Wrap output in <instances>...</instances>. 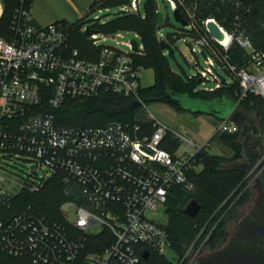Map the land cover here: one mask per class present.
Masks as SVG:
<instances>
[{
  "label": "built area",
  "instance_id": "obj_1",
  "mask_svg": "<svg viewBox=\"0 0 264 264\" xmlns=\"http://www.w3.org/2000/svg\"><path fill=\"white\" fill-rule=\"evenodd\" d=\"M164 1L188 23L182 27L191 36L187 44L197 71L192 78L216 84L200 91L236 84V108L251 94L264 100V15H255L250 0ZM16 2L11 36L0 37V264H146L145 252L176 257L168 222L160 213L166 211L173 187H189V174L200 170L197 157L205 147L154 118L139 121V112L135 123L85 127L64 123L59 116L67 101L84 102L103 93L123 96L140 109L146 106L143 68L133 61L134 54L144 51L141 36L133 32L136 53L133 40L122 32L111 38L91 28L124 14H140L141 0L118 7L114 14L100 0L90 9L88 14L108 13L82 28L89 29L90 41L101 49L95 60L72 45L73 24L38 27L34 0ZM211 8L222 10L220 19L205 17ZM211 23L222 39L211 34ZM258 29L261 36L255 35ZM160 32L161 42L165 36ZM108 40L128 45L131 53L106 45ZM234 47L244 52L243 65L231 55ZM234 111L220 122L217 133L238 131ZM54 178L61 179L66 198L58 220L20 202L24 193H40Z\"/></svg>",
  "mask_w": 264,
  "mask_h": 264
},
{
  "label": "trees",
  "instance_id": "obj_2",
  "mask_svg": "<svg viewBox=\"0 0 264 264\" xmlns=\"http://www.w3.org/2000/svg\"><path fill=\"white\" fill-rule=\"evenodd\" d=\"M97 1L92 4L90 9L96 5ZM100 1L104 7L111 8L126 6L129 3V0ZM250 1L254 5L255 15H264V0ZM16 4V0H4L5 9L0 18V37L8 39L11 36L10 24ZM221 14L222 10L211 8L208 13H205V17L214 16L220 19ZM157 15V6L153 0H150L146 1L144 15L142 12L140 14H124L113 18L105 25L95 24L91 26L95 31L105 35L135 32L141 36L144 51L142 54H134L133 61L136 66L143 69H153L156 76L155 85L151 88H144L141 91L145 103H168L164 99L169 93H174L201 102L228 100L237 104L236 84L223 87L214 92H204L198 89L200 85L198 79L184 77L182 74L172 70L169 64V57L158 40V31L162 27L158 26ZM165 24L166 20L163 27ZM84 25L83 20L73 24L71 43L80 50L83 57L91 60L98 59L101 49L94 47L89 36L82 31ZM255 35L261 36L259 29L256 30ZM165 40L175 47L172 36H168V39L165 38ZM231 55L239 65L245 63V54L238 47L232 49ZM168 104L195 116L204 114L200 111L191 112L185 110L175 103ZM239 108L253 111L261 117L260 122L264 129V100L261 97L251 94L245 101L238 104L234 113ZM139 110L140 108L133 107L130 100L123 96L103 93L96 99L84 102L67 101L59 112V116L64 123L69 125L101 126L110 121L135 123V117ZM236 123L239 127L240 124L237 121ZM219 134L217 133L219 139H223L234 153L230 161L241 160L243 158V147L239 141L241 131L238 129L233 134ZM173 145L177 147L179 142L176 141ZM230 161L223 157L212 155L204 148L197 157V165L201 166V169L199 171L195 169L191 171L189 174V187L180 186L171 189L166 205V214L168 216V230L171 236L172 248L179 259L178 262L183 259L186 250L202 229H204L201 235L202 239L207 238L211 234L208 238V245H211L212 248H215L226 237L227 232L222 217L246 185L245 171L229 168L228 164ZM232 195L234 196L232 197ZM192 200L198 201L202 207L199 214L194 218L184 213V209ZM65 201L63 183L60 178H54L46 184L40 193H24L20 202L26 206L33 205L40 214L58 220L62 218L60 208ZM178 262H174L172 259L157 253H152L146 264H179Z\"/></svg>",
  "mask_w": 264,
  "mask_h": 264
},
{
  "label": "rangeland",
  "instance_id": "obj_3",
  "mask_svg": "<svg viewBox=\"0 0 264 264\" xmlns=\"http://www.w3.org/2000/svg\"><path fill=\"white\" fill-rule=\"evenodd\" d=\"M83 1L87 2L86 0H72V3L66 4L64 2L60 3L58 0H37L35 12L43 13L51 19L57 18V20L69 24H75L83 20L85 28L88 27L96 16L108 14L106 11L99 13L98 10L88 14L90 11L89 5H85ZM132 1L133 0H129L128 6ZM158 1L160 12L163 13L166 20V24L162 27L160 33H162L166 39H168V36H172L174 38L173 44L176 49L175 58H169V64L174 72L182 74L184 77L192 78L196 75L197 71L194 68L196 63L195 58L193 57L190 46L187 44V41H191V36L184 33L183 27L176 21L174 11L170 8L169 3L164 0ZM117 8L118 7L114 8L111 14H114ZM145 10L146 0H141V12L143 15L145 14ZM103 19L107 20L105 16ZM122 33L129 41L135 39L133 32ZM112 36H116V34L111 35V38ZM105 44L118 47L123 52L131 53V48L126 44H117L112 40H108ZM197 49H199V47H197ZM199 60L203 68L207 66L205 57L201 52L199 53ZM216 65L218 72H220L223 77L231 79L226 71L220 68L218 64ZM140 76L141 84L144 88H151L155 85L156 76L153 69H143ZM215 87V83L207 82L206 84H200L198 89L212 90ZM145 105V107H141L137 115L139 121H148L154 118L170 129L178 132L186 139L192 141L197 146L205 147V150L212 155L223 157L228 161L234 156V153L226 145L225 141L219 139L217 136V130L221 122L217 117L208 114L195 116L189 112H183L165 102H153ZM188 105L190 106L191 103H188ZM233 118L240 124L238 128L239 131H241L239 141L243 147V158L239 161H230L228 167L245 171L246 180L249 174L260 171L264 163L262 160L264 158V129L260 122L261 117L248 109L239 108L237 112L234 113ZM245 143L247 149L244 147ZM249 153L254 156L256 155V161H252ZM160 217L163 222H168V216L164 209L161 210ZM225 230L227 232V225L225 226ZM215 249L216 246L212 248L211 245H208V239H202L199 233L186 250L183 263L201 264L202 259L210 256ZM168 258L172 259L174 262H178L179 260L177 256L174 257L173 253H168ZM183 259L178 263L180 264Z\"/></svg>",
  "mask_w": 264,
  "mask_h": 264
},
{
  "label": "flooded vegetation",
  "instance_id": "obj_4",
  "mask_svg": "<svg viewBox=\"0 0 264 264\" xmlns=\"http://www.w3.org/2000/svg\"><path fill=\"white\" fill-rule=\"evenodd\" d=\"M249 156L256 161V155ZM245 183L222 217L226 237L201 264H264V163Z\"/></svg>",
  "mask_w": 264,
  "mask_h": 264
},
{
  "label": "water",
  "instance_id": "obj_5",
  "mask_svg": "<svg viewBox=\"0 0 264 264\" xmlns=\"http://www.w3.org/2000/svg\"><path fill=\"white\" fill-rule=\"evenodd\" d=\"M146 1H150V0H146ZM174 16L178 23H180L182 26H187L188 23L182 17L179 10H176L174 12ZM157 22H158V26H162L164 24L163 13L161 12L158 13ZM209 29L211 31V34L214 37L218 39L223 38V34L219 31L218 27L215 24L211 23L209 25ZM89 32H90L89 29L85 31L87 35L89 34ZM132 44H133L134 52L137 53L139 51L138 42L136 40H133ZM160 45L163 50L168 51L169 58H175V49L168 42L163 40L160 42ZM164 101L168 103H175L177 105H180L185 110H188L191 112L200 111L206 115L208 114V115L215 116L220 120H226L236 108V103L230 102L228 100H218L214 102H201V101L191 100L186 96H180L174 93H169L168 96L164 99ZM188 103H191V105L189 106ZM137 106L138 104H133V107H137ZM201 208H202L201 204L198 201L192 200L184 209V213L190 216L191 218H194L199 214V212L201 211ZM143 257L146 261H148L150 258V254L148 252H145Z\"/></svg>",
  "mask_w": 264,
  "mask_h": 264
},
{
  "label": "crops",
  "instance_id": "obj_6",
  "mask_svg": "<svg viewBox=\"0 0 264 264\" xmlns=\"http://www.w3.org/2000/svg\"><path fill=\"white\" fill-rule=\"evenodd\" d=\"M36 1L34 0L33 3V8H32V13H33V18H34V22L38 27H46L50 24L56 23V22H62L57 20V18L55 19H51L49 17H47L45 14L40 13V12H35V7H36ZM60 1V3L64 2L66 4L72 3V0H58ZM87 2L83 1L85 5H89V9L92 6V4L96 1V0H86ZM4 3L3 0H0V18L2 17L3 13H4ZM88 9V8H87ZM64 22V21H63Z\"/></svg>",
  "mask_w": 264,
  "mask_h": 264
}]
</instances>
